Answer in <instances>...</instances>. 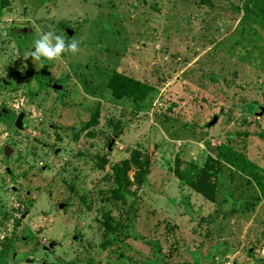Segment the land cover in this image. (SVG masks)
<instances>
[{
  "label": "rangeland",
  "instance_id": "1",
  "mask_svg": "<svg viewBox=\"0 0 264 264\" xmlns=\"http://www.w3.org/2000/svg\"><path fill=\"white\" fill-rule=\"evenodd\" d=\"M65 29L78 53L25 57L41 31L69 42ZM114 73L151 87L148 97L115 99ZM260 108L264 0H8L0 264H264ZM134 152L150 157L148 175L137 184L132 167L115 200L113 167ZM201 170L212 200L193 189Z\"/></svg>",
  "mask_w": 264,
  "mask_h": 264
},
{
  "label": "trees",
  "instance_id": "2",
  "mask_svg": "<svg viewBox=\"0 0 264 264\" xmlns=\"http://www.w3.org/2000/svg\"><path fill=\"white\" fill-rule=\"evenodd\" d=\"M8 6V0H0V10ZM109 90L111 91L112 96L115 99H129L135 103L144 101L149 93L151 92V87L142 83L139 80H135L127 77L121 73H114L107 84ZM36 94V93H35ZM97 112L95 113V115ZM97 120V115L93 117L92 124ZM115 134H120L121 128L118 126L114 127ZM151 160L150 157L145 156L141 158L139 154L132 153L130 158L122 161L120 164H117L113 167V177L116 184V188L112 191L111 197L115 200H121L125 196L127 186L130 185V179L128 177V171L134 167L136 169L134 180L137 184H143L148 172L149 164ZM201 179L197 183L193 184V189L203 197H206L209 200L213 199L212 194H209L206 190L204 179H207L208 176L205 173V170H201ZM180 175V173H178ZM212 189V187H207ZM104 225L107 230H113L118 225H114L110 217H105Z\"/></svg>",
  "mask_w": 264,
  "mask_h": 264
},
{
  "label": "clouds",
  "instance_id": "3",
  "mask_svg": "<svg viewBox=\"0 0 264 264\" xmlns=\"http://www.w3.org/2000/svg\"><path fill=\"white\" fill-rule=\"evenodd\" d=\"M79 41L74 37L66 42L64 37L54 31H41L39 37L33 42V50L25 53V57H31L36 61L59 60L67 52L75 55L80 51Z\"/></svg>",
  "mask_w": 264,
  "mask_h": 264
},
{
  "label": "water",
  "instance_id": "4",
  "mask_svg": "<svg viewBox=\"0 0 264 264\" xmlns=\"http://www.w3.org/2000/svg\"><path fill=\"white\" fill-rule=\"evenodd\" d=\"M65 32L67 33L68 37L71 38L72 37V34H73V31L70 30V29H65ZM53 89L59 91V90H62V86L60 85H52ZM261 112L264 110L263 108H260ZM23 113L19 114L14 122V127L18 130H23L24 129V125H23V121H22V117H23ZM217 121V117L214 116L213 119L208 123V126H212L213 124H215V122ZM34 142H37L36 139H34ZM110 150V148H109ZM3 153H4V156L6 158L10 157V155L13 153V149L10 148L9 146H4L3 147ZM46 167H43L42 170H45ZM67 204L64 203L62 205H60V208H64ZM49 248H51V245L49 246Z\"/></svg>",
  "mask_w": 264,
  "mask_h": 264
},
{
  "label": "flooded vegetation",
  "instance_id": "5",
  "mask_svg": "<svg viewBox=\"0 0 264 264\" xmlns=\"http://www.w3.org/2000/svg\"><path fill=\"white\" fill-rule=\"evenodd\" d=\"M31 30L30 29H15V33L13 32V30H12V32H13V34H16V35H19V37L20 38H24V37H26L27 36V34L30 32ZM12 34V35H13ZM24 114V113H23ZM25 120H26V118H25V114L23 115V117H22V123H23V125L25 126Z\"/></svg>",
  "mask_w": 264,
  "mask_h": 264
}]
</instances>
